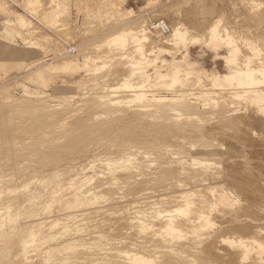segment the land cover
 <instances>
[{
	"label": "rangeland",
	"instance_id": "374dc122",
	"mask_svg": "<svg viewBox=\"0 0 264 264\" xmlns=\"http://www.w3.org/2000/svg\"><path fill=\"white\" fill-rule=\"evenodd\" d=\"M161 20L171 27L169 37L159 34ZM176 26L185 30L186 39L177 52L165 53L162 39H169ZM144 29L150 40L133 43L131 35H142ZM123 33L130 34L125 46L113 40ZM213 33L220 46L211 42ZM148 58L156 61L143 67L151 78L155 70L167 69L163 60L182 71L187 63L220 74L243 72L249 64L264 69V0H0V264H130L124 251H132L130 219L143 214L142 196L158 198L161 192L166 200L175 197L170 203L181 198L178 187L188 184L189 192L201 190L197 198L187 194L189 200L196 203L200 197L198 202L212 206L201 203L214 231L207 226L210 233L205 229L191 250L179 249L194 254L191 262L173 263L264 264V117L258 110L264 102L243 87L212 86L196 75L171 89L160 88L161 79L152 78L158 88L150 80L151 86L141 88L146 93L137 88V97L124 90L112 96V88L145 80L137 63ZM254 74L264 87V73ZM112 178L113 186L108 184ZM189 178L196 183L193 188ZM179 180L185 181L178 185ZM202 182L219 187L220 194L226 190V199L215 195L217 189L203 194L208 186ZM96 183L102 186L99 199L94 196L100 202L94 198V203L90 190ZM88 188L91 201L84 197ZM80 190L86 193L78 197ZM213 194L221 199L211 204ZM157 198L156 208L169 204ZM180 236V242L189 237L186 232ZM254 236L257 244L245 253L242 243ZM256 245L263 248L260 258ZM113 250L122 258L117 253L118 259L111 258ZM164 259L172 263L161 255Z\"/></svg>",
	"mask_w": 264,
	"mask_h": 264
},
{
	"label": "bare ground",
	"instance_id": "6f19581e",
	"mask_svg": "<svg viewBox=\"0 0 264 264\" xmlns=\"http://www.w3.org/2000/svg\"><path fill=\"white\" fill-rule=\"evenodd\" d=\"M159 28H161V26H163V27H168V28H170L171 29V27L169 26V24L168 23H166L165 21H163V20H161L160 22H159ZM216 26V25H215ZM155 27V26H154ZM147 28V27H146ZM153 28V27H152ZM173 28V27H172ZM181 28V27H180ZM179 28V26H178V28H177V26H176V28H175V30H174V34L169 38V39H162L163 41H162V43H161V40H160V43L163 45V46H165L164 47V51H165V53H172L173 54V52H177V49H178V47L180 46V43L183 41V40H185L186 39V37H185V33H184V31L185 30H183V29H180ZM129 30V29H128ZM154 31V30H153ZM152 31V32H153ZM157 31V30H156ZM172 31V30H171ZM171 31H170V34H171ZM141 32H145L144 34H142V35H140L139 33L137 34V33H134V34H132L131 35V39H132V42L133 43H135V44H138V43H141L142 41H145V40H148L149 38H150V35H151V33H149V32H146L145 31V29L144 30H142ZM212 33V32H211ZM218 33V32H217ZM157 34V33H156ZM159 34L160 35H162V36H170V35H165L164 33H163V31H159ZM119 35V34H118ZM225 36V35H224ZM223 36V37H224ZM228 36V35H227ZM231 36V35H230ZM147 37V38H146ZM152 37V36H151ZM159 37V36H158ZM212 38H211V42L212 43H214V45H216V46H220V39L218 38V36L216 35V33H213L212 34V36H211ZM223 37H222V39H223ZM129 38V40H130V34H127V33H123V34H120L119 36H117L116 38H114L113 40H114V42H116V44H120V45H122V46H125L126 45V42H127V39ZM153 38V37H152ZM227 39V38H226ZM150 40V39H149ZM155 40V39H154ZM152 41H153V39H152ZM209 41V40H208ZM225 41V40H224ZM227 41V40H226ZM150 42V41H149ZM207 42V41H206ZM228 42V41H227ZM232 42V41H231ZM129 43V42H128ZM224 43H226V42H224ZM234 43V42H233ZM161 45V46H162ZM235 45V44H234ZM240 45V44H239ZM175 47L176 49H173V47ZM231 46V45H230ZM151 47V46H150ZM236 47V46H235ZM246 47V46H245ZM161 48V47H160ZM228 49V48H227ZM150 50H152V49H150ZM73 51V50H72ZM235 51V50H234ZM237 53V52H236ZM235 53V54H236ZM147 54V53H146ZM234 54V53H233ZM232 54V55H233ZM151 56V55H150ZM238 56V55H237ZM240 56V55H239ZM248 56V55H247ZM241 57V56H240ZM182 58V57H181ZM230 58V57H229ZM232 59V58H231ZM248 60V59H247ZM251 60V59H250ZM181 61V60H180ZM245 61V60H244ZM262 61V60H261ZM69 62V61H68ZM231 62H232V60H231ZM230 62V63H231ZM235 62V61H234ZM234 62H232L233 64H234ZM237 62V61H236ZM246 62V61H245ZM251 62H253L252 60H251ZM67 63V62H66ZM155 63H156V61L155 60H153V59H145V61L144 60H141V61H139L138 63H137V66L140 68L139 70H140V73L142 74V75H146L145 77V80L143 79V78H141L140 79V82L138 83V84H134V82H129V83H124L121 87H120V89H115V88H112L111 89V92H110V94L113 96H115V95H117V94H119V92L118 91H122V90H124V91H131V92H133V94H132V96L133 97H137L138 95H137V91H138V89L137 88H139L143 93L145 92V90H142L141 88L144 86L143 84H145L146 85V83L149 85V83L150 82H154L155 83V81L156 80H153L152 78H154V77H152L151 78V75H153V73L151 74V75H149L148 73H146L147 71H143V67H149V66H155ZM162 63H163V67H165V68H167V69H165V71H159V70H155L154 72L156 73V75H154V76H156V78L158 79V80H160L161 79V81H157V82H161L162 84H161V86H160V84H159V86H160V88L162 87V88H164L165 86L167 87V86H170L169 87V89H171V87H174L175 88V86L178 84V83H185V81L187 80V77L189 78L191 75H196V77L198 76L199 78H204V79H206V81H208V82H210V84H212V86H216V87H223L224 88V86H225V88L224 89H226V85H231V86H235V87H237L238 86V88L239 87H243V89H242V91L243 90H246L248 93H250V94H252V93H255L258 97V99H260V100H262L263 102H264V87H262L261 85H260V83H259V81H258V79H257V77L255 76V72H263L264 73V69H261L262 68V66H261V64H260V66H261V68H258L257 69V71H256V69L255 68H251V67H249L248 68V66L250 65H245L246 66V68L245 67H243V69L245 68V71H243V72H241V71H237V70H233V71H231L230 73H228V74H220L219 72H212V73H209V72H205V71H201V70H198V69H196V63H187L186 65H187V67H188V70H186V71H182V70H180L179 68H180V66L179 65H176L175 66V68H169L168 66H169V64H168V62H166L165 60H163L162 61ZM174 63V62H173ZM256 63V62H255ZM237 64V63H236ZM246 64V63H245ZM257 64L259 65V62H257ZM230 65V64H229ZM239 65H241V64H238V66ZM263 65H264V63H263ZM242 66V65H241ZM235 68H236V66H234ZM255 67V66H254ZM257 67V66H256ZM239 68H241V67H239ZM248 68V69H247ZM144 69H146V68H144ZM156 69V68H155ZM187 69V68H186ZM239 70V69H238ZM241 70V69H240ZM137 72H138V70H137ZM145 73V74H144ZM136 74V73H135ZM258 75V74H257ZM260 76V75H259ZM262 76H264V75H262ZM183 77V78H182ZM184 77H186V78H184ZM156 78H154V79H156ZM165 78H170L171 80H170V83L168 82V80H165V81H167L168 83H165V82H162V80L163 79H165ZM192 78H193V76H192ZM192 78H190V79H192ZM260 78V77H259ZM195 78H193V80H194ZM197 79V78H196ZM142 80V81H141ZM150 80H152V81H150ZM192 80V81H193ZM198 80V79H197ZM200 81H201V79H199ZM199 80H198V82H199ZM188 81V80H187ZM186 81V82H187ZM190 81V80H189ZM152 82V83H153ZM233 82V83H232ZM235 82H236V84H238L239 82H241V83H239V85H236L235 84ZM261 82V81H260ZM151 83V84H152ZM200 83V82H199ZM204 83V82H203ZM232 83V84H231ZM151 84L149 85V86H151ZM156 84V83H155ZM154 84V85H155ZM169 84V85H168ZM195 84V83H194ZM235 84V85H234ZM137 85H138V87H137ZM156 85H157V87H156ZM155 85V87L156 88H158V83ZM165 85V86H164ZM202 85V84H201ZM204 85V84H203ZM206 85V84H205ZM241 85V86H240ZM179 86V85H178ZM198 86V85H197ZM146 87H148V86H146ZM145 86H144V89L146 88ZM155 87H153V85H152V88H155ZM199 87V86H198ZM197 87V88H198ZM206 88H207V86H205ZM159 88V89H160ZM178 88V87H177ZM197 88H196V90H197ZM201 88H204L203 86L201 87ZM227 88H231V89H233L234 91L236 90V89H234V88H232V87H228L227 86ZM237 88V89H238ZM245 88V89H244ZM193 89V88H192ZM209 89V88H208ZM223 89V90H224ZM149 90V89H148ZM153 90V89H152ZM161 90V89H160ZM164 89H162V91H163ZM166 90V89H165ZM164 90V91H165ZM168 90V89H167ZM194 90V89H193ZM215 90V89H214ZM219 90V89H218ZM217 90V91H218ZM228 91H229V89H227ZM227 90H225V91H227ZM233 90H232V92H233ZM149 91H151V90H149ZM157 91V90H156ZM155 91V92H156ZM173 91V90H172ZM178 91V90H177ZM186 91V90H185ZM203 91V90H202ZM210 91H212V90H210ZM231 91V90H230ZM239 91V90H238ZM153 92V91H152ZM154 92V93H155ZM160 92V91H159ZM171 92V91H170ZM183 91L181 90V92H179L180 94L179 95H181V93H182ZM190 92H191V90H190ZM198 92V91H197ZM146 93V92H145ZM165 93V92H164ZM169 93V92H168ZM198 93H200V92H198ZM203 93V92H202ZM235 93V92H234ZM239 93H241L240 91H239ZM244 93V92H243ZM176 94V93H175ZM185 94H186V92H185ZM188 94V93H187ZM216 94V93H215ZM223 94V93H222ZM247 94V93H246ZM255 94H253L254 96H255ZM154 95V94H153ZM156 95V94H155ZM155 95H154V97H155ZM204 95H206V94H204ZM219 95V94H218ZM239 95V94H238ZM242 95V94H241ZM240 95V96H241ZM245 93L243 94V98L244 97H248V95H245ZM148 96V95H147ZM194 96V95H193ZM220 96V95H219ZM221 96H223V95H221ZM236 96H237V94H236ZM249 96H251V95H249ZM153 97V96H152ZM189 97H191L190 95H189ZM202 97V96H201ZM233 97H234V95H233ZM256 97V96H255ZM200 98V97H199ZM155 99V98H154ZM184 99H185V97H184ZM183 99V100H184ZM196 99H197V97H196ZM212 99V98H211ZM251 99V98H250ZM152 100V99H151ZM158 100L159 99H157L156 101L158 102ZM161 100V99H160ZM159 100V101H160ZM162 100H164V99H162ZM161 100V101H162ZM167 99H165L164 101H166ZM170 100V99H169ZM180 100H182V99H180ZM179 99H177V100H174V101H180ZM186 100H187V98H186ZM185 100V101H186ZM202 100V99H201ZM210 100V99H209ZM224 100H226V99H224ZM260 100H258V101H260ZM160 101V102H161ZM213 101V100H212ZM220 101H222V100H220ZM239 101V100H238ZM252 101V100H251ZM166 102H168V100L166 101ZM170 102V101H169ZM173 102V101H172ZM181 102V101H180ZM184 102V101H183ZM161 103H164L163 101L161 102ZM165 105V104H164ZM170 105V104H169ZM168 105V106H169ZM197 105V104H196ZM210 105H211V103H210ZM218 104H216V106H217ZM213 106V105H212ZM215 106V107H216ZM172 107V106H171ZM206 107V106H205ZM214 107V106H213ZM212 107V108H213ZM168 108H170V107H168ZM211 108V107H210ZM249 108V107H248ZM166 109V108H165ZM214 109H216V108H214ZM220 109V108H219ZM222 109V108H221ZM168 110V109H167ZM208 110V109H207ZM217 110V109H216ZM255 110H257V109H255ZM259 112L261 113V114H263V117H264V107H259ZM179 112V111H178ZM206 112V111H205ZM217 112V111H216ZM221 112V111H220ZM182 113V112H181ZM180 113V114H181ZM198 113V112H197ZM206 113H208V111L206 112ZM222 114V113H221ZM187 115V114H186ZM197 115V114H196ZM185 116V115H184ZM200 116V115H199ZM198 116V117H199ZM190 117V116H189ZM195 117H197V116H195ZM184 118V117H183ZM259 118H261V116L259 117ZM185 119V118H184ZM200 119V118H199ZM198 119V120H199ZM263 119V118H262ZM181 120V119H180ZM167 146H169V145H167ZM137 148V147H136ZM139 148V147H138ZM163 148V147H162ZM171 148V147H170ZM139 149H141L142 151H146V150H143L142 148H139ZM140 150V152L139 153H141L142 151ZM159 150V149H158ZM167 150H169L170 151V149H168L167 148ZM194 150V149H193ZM211 151V150H210ZM149 152H150V150H149ZM200 152V151H199ZM205 152H207V151H205ZM212 152H213V150H212ZM143 153H145V152H143ZM209 153V152H208ZM146 154V153H145ZM150 154V153H149ZM195 154V153H194ZM193 154V155H194ZM146 155H148V154H146ZM199 155V154H198ZM197 155V156H198ZM205 155V154H204ZM207 155V154H206ZM207 156H209V155H207ZM93 157V156H92ZM91 157V158H92ZM99 157V156H98ZM105 157V156H104ZM150 157V156H149ZM195 157H196V155H195ZM194 157V158H195ZM216 157V156H215ZM101 158V157H100ZM191 158H192V156H191ZM198 158V157H197ZM196 158V159H197ZM102 160V159H101ZM108 160V159H107ZM147 160H149V158L147 159ZM180 160H182V159H180ZM198 160V159H197ZM201 160V159H200ZM109 161V160H108ZM149 162H150V160H149ZM192 162H198V161H195V159L194 160H192ZM107 164L109 163V162H106ZM152 165L154 164L153 163V161L152 162H150ZM185 163H186V161H185ZM202 163V162H201ZM208 164H210L209 162H207ZM110 164V163H109ZM184 164V163H183ZM212 164V163H211ZM210 164V165H211ZM180 165V164H179ZM193 165V164H192ZM203 165H205V164H203ZM209 165V166H210ZM208 166V165H207ZM88 167H89V165H88ZM109 167V166H108ZM135 167H136V165H135ZM138 168H139V166H137ZM136 167V168H137ZM205 168H206V166H204ZM210 168V167H209ZM84 171V170H83ZM181 171H182V168H181ZM212 171V170H211ZM181 173V172H180ZM183 173V172H182ZM198 173V172H197ZM197 173H194V174H196L195 175V177L197 176L198 177V174ZM206 173V172H205ZM208 173H210L209 171H208ZM149 174H151V173H149ZM148 174V175H149ZM154 174V173H153ZM164 174V173H163ZM166 174V173H165ZM207 174V173H206ZM148 175H147V177H148ZM152 175V174H151ZM151 175H150V177H151ZM154 175H156V174H154ZM158 175V174H157ZM159 175L161 176V174L159 173ZM157 176V179H158V177L160 178V176ZM201 174H199V176H200ZM205 175V174H204ZM208 175V174H207ZM101 176V178H103V175H100ZM106 175H104V177H105ZM109 176V175H108ZM133 176V175H132ZM153 176V175H152ZM163 176V175H162ZM166 176V175H165ZM182 176V175H181ZM202 176V175H201ZM200 176V177H201ZM107 177V176H106ZM180 177V176H179ZM178 177V178H179ZM193 177V176H192ZM194 177V178H195ZM204 177H206V176H204ZM203 177V178H204ZM209 177H210V175L208 176V177H206L208 180H209ZM109 178H110V176H109ZM153 178V177H152ZM190 178H191V176H190ZM189 178V182H190V179ZM202 177H201V180L203 179ZM97 179H98V177H97ZM105 179H107V178H105ZM105 179H104V182H105ZM113 179V181H114V178H112ZM154 179H156V176L154 177ZM196 179V178H195ZM195 179H193L192 178V180L194 181ZM197 179H199L200 180V178H197ZM196 179V180H197ZM210 181H212V177H210ZM216 179V178H215ZM195 180V181H196ZM199 180H197V183L199 184H197L198 186H200L201 184H200V182H198ZM200 180V181H201ZM205 179H203V181H204ZM96 181V180H95ZM101 181V180H100ZM110 181V180H109ZM116 181V180H115ZM115 181L114 182H112V180H111V183L110 182H108L107 180H106V182H108V184H111L112 186L114 185L113 183H115ZM180 182H178L177 184L178 185H181V182H183V181H185V180H179ZM89 182H90V180L88 181V184H89ZM94 182V181H93ZM104 182H102L101 184L103 185V183ZM105 182V183H106ZM206 182V181H205ZM205 182H202V183H205ZM91 183V182H90ZM104 183V184H105ZM176 183V182H175ZM186 183V182H185ZM192 183H195V182H190V184H192ZM208 183V185L210 184L209 182H207ZM207 183H205L204 185H207ZM213 183H214V180H213ZM108 184H106L107 186H110V185H108ZM157 184V183H156ZM159 184V183H158ZM182 184H184V183H182ZM215 184V183H214ZM85 185H87V184H85ZM90 185V184H89ZM89 185H87V186H89ZM93 185H95V184H93ZM101 185V186H102ZM116 185V184H115ZM119 185V184H118ZM176 185V184H175ZM177 185V186H178ZM207 185V186H208ZM220 185V184H219ZM87 186L85 187V188H87ZM101 186H98L97 187V183H96V185L95 186H93L92 187V189H94L95 188V190L97 191V189L99 190V187H101ZM105 185H103V187H104ZM187 186H189V184L187 185ZM186 185H181V186H179L178 187V189L180 190L179 191V193L181 192V198H177L179 195L177 194V196H176V198H177V200H175V201H173V202H168V200L169 199H174L175 197L174 196H170V198L168 199V200H166L165 198H163L164 197V194H161V192H160V195L161 196H159L158 198H157V195H155V197L158 199V201H159V199L162 197V195H163V197L161 198V199H165L166 201H164V202H168L169 204H167L166 203V206H164V204H163V206H162V204H160V206H162L161 207V209H157L158 207H160L159 205L157 206V208H156V204H158V202L157 201H155L154 199H156V198H154V197H152V196H150V195H143L142 196V198L140 199L139 198V196H140V192H136V193H139V194H136V195H139L137 198H136V200L139 198L140 200H142L143 202V205H142V203L140 202V204L139 205H142L143 207H145V209L143 210L144 212H142L141 210V212L143 213V214H136V215H140V217L138 216V218H133V219H130L131 220V230L132 231H134V233L135 234H133L134 235V239H133V242H131V241H129L130 242V244H131V247L128 245V247H130L129 248V250H132V251H130V252H126L125 253V251H124V254H125V259L130 263V264H152V263H156V264H165V262H168V261H165V259L164 260H161V255H163V257L165 256L166 257V259L168 260V258L170 259L169 261H172V263H173V261L174 260H176V259H182V261H187V262H191V260H190V258L192 259L193 258V256H194V254H192V253H190L191 254V256L189 255V254H187L186 252H183V250H187V249H189V250H191L192 248V245L193 244H197V243H199L200 241H199V237L200 236H205V234L206 233H204V231H205V229L207 228V226H208V222H210L209 221V216H208V214L206 213V209H208V208H206L205 206H206V204L207 205H209L208 203H206L208 200H205V203L206 204H203L202 202L203 201H197V200H201V199H194L193 201L194 202H196V203H193L191 200H189L188 199V197L190 196V197H192L191 196V194L193 193V194H195V197L194 198H197L198 197V195L196 196V194H197V191L198 190H200V189H198L196 192H189V188L187 187ZM191 186V185H190ZM189 186V187H190ZM194 186H196V183L193 185L192 184V188L194 187ZM207 186H205V188H207ZM83 187V186H82ZM89 187H91V186H89ZM111 187V186H110ZM201 187V186H200ZM210 187V188H209ZM213 187H215V185L213 186ZM105 189H106V186L104 187ZM104 188L102 189V191L104 190ZM107 188H109V187H107ZM196 188H198V187H196ZM196 188H195V190H196ZM202 190L204 191V187L202 186ZM211 190V192L209 191V192H207L209 189ZM208 188L207 189H205V191L206 192H204L203 193V191L201 192V194L203 193V194H205V193H210V195H211V193H213V191L215 190V189H217V188H211V185L210 186H208ZM222 188V187H221ZM81 189V188H80ZM91 189V188H90ZM161 189V188H160ZM214 189V190H213ZM220 188L218 187V189L216 190V191H219V193H214L215 195H223V196H221V197H224L225 195H224V193L226 192V190L222 193V194H220V191L221 190H219ZM79 190V189H78ZM84 190V189H83ZM83 190H80V193H77L78 194V197H79V195L81 194V193H83V192H85L86 193V191H83ZM89 190V188L87 189V193H88V195H85L84 193V197L86 198V197H88V199H90L89 197H91L92 198V196H93V201H94V203H95V201L97 200L95 197L96 196H98V199H99V193H101L100 191H101V188H100V190L99 191H97L98 193V195H93L94 194V192L96 193V191L95 190H90V191H93V193H91L90 191H88ZM147 190H151V189H147ZM147 190H145L146 192H147ZM154 190V189H153ZM156 190V189H155ZM165 190V189H164ZM192 190V189H191ZM194 190V189H193ZM213 190V191H212ZM142 191V190H141ZM144 191V192H145ZM161 191V190H160ZM166 191V190H165ZM164 191V192H165ZM170 191V190H169ZM172 191V190H171ZM201 191V190H200ZM153 192H156V191H152V193ZM157 192H159V190L157 191ZM163 192V191H162ZM199 192V191H198ZM215 192V191H214ZM222 192V191H221ZM92 194V196L91 195H89V194ZM135 193V192H134ZM133 193V194H134ZM149 193H151V192H149ZM170 193V192H169ZM174 193H176V192H174ZM74 194H75V192H74ZM83 194H82V196H83ZM115 194H116V192H115ZM119 195H120V193H118ZM131 195H132V193H130ZM143 194V193H142ZM141 194V195H142ZM145 194V193H144ZM148 194V193H147ZM154 194V193H153ZM156 194H158V193H156ZM189 196H188V195ZM198 194H200V193H198ZM200 194V195H201ZM206 194V195H207ZM212 195L211 197H213V198H211V200L213 199V200H215V198L217 197V196H215V195ZM102 195V194H101ZM109 195H111V194H109ZM135 195V194H134ZM170 195H172V193L170 194ZM184 195V196H183ZM199 195V196H200ZM95 196V197H94ZM103 196V195H102ZM148 196H150V197H152V198H150V197H148ZM214 196H215V198H214ZM101 197V196H100ZM105 197V196H104ZM113 197V196H112ZM114 197H116V196H114ZM120 197V196H119ZM132 197V196H131ZM136 197V196H135ZM174 197V198H173ZM204 197H206V196H204ZM219 197V196H218ZM94 198L96 199V200H94ZM110 198V197H109ZM117 198V197H116ZM130 199V197H128L127 196V199ZM133 199H134V201H136L135 200V198L134 197H132ZM201 198H202V200H204V199H207V198H210L208 195H207V198H204L203 199V196H201ZM87 199V198H86ZM87 199V200H88ZM101 199V198H100ZM105 199V198H104ZM121 199H123V197H121ZM119 200L118 199V201H122V202H124L123 200ZM124 199H125V197H124ZM132 199V200H133ZM138 199V201H140ZM171 199V200H172ZM180 199V200H179ZM220 199L221 198H219V200H218V198L216 199L217 201H220ZM223 199V198H222ZM225 199H226V196H225ZM106 200V199H105ZM110 200H114L115 202H116V199L114 198V199H110ZM126 200V199H125ZM131 200V199H130ZM131 200V201H132ZM210 200V199H209ZM213 200L212 201H208V202H211V204L213 203ZM216 200L214 201V203L216 202ZM90 201H91V199H90ZM89 201V202H90ZM97 201H99V200H97ZM113 201V202H114ZM170 201V200H169ZM222 201V200H221ZM88 202V201H87ZM86 201H85V203H87ZM88 202V203H89ZM100 202V201H99ZM104 202V201H103ZM102 202V203H103ZM119 202V203H120ZM157 202V203H156ZM160 203H161V201H159ZM163 202V201H162ZM82 203H84V201L82 202ZM84 203V204H85ZM91 203V202H90ZM89 203V204H90ZM118 203V204H119ZM125 203V202H124ZM128 203H130L129 201H128ZM139 203V202H138ZM198 203V204H197ZM203 205H205V206H202V204ZM220 203H222V202H220ZM219 203V204H220ZM92 204V203H91ZM105 204V203H104ZM114 204V203H113ZM117 204V203H116ZM135 204H136V202L134 203V205L133 206H130L131 205V203H130V205H129V208H127V207H125V208H127V209H129L130 210V207H132V209H133V207L135 206ZM138 205V204H137ZM215 205V204H214ZM108 207L107 205H104V206H102V207ZM120 206V205H119ZM127 206V205H126ZM84 207V206H83ZM106 207L104 208L105 210H106ZM112 207V206H111ZM114 207H115V205H114ZM137 207V206H136ZM135 207V208H136ZM138 207H140V206H138ZM143 207H141V208H143ZM204 207L206 208L205 210L206 211H204ZM207 207H212L211 205H209V206H207ZM215 207V206H214ZM119 208V207H118ZM122 208V207H121ZM135 208H134V210H135ZM138 209V208H137ZM215 208H212L211 210H212V212H213V210H214ZM103 210V209H102ZM146 210V211H145ZM135 211H137V210H135ZM135 211H128V212H135ZM139 210H138V212H140ZM127 212V213H128ZM138 212H135V213H138ZM210 211H208V213H209ZM134 214V213H133ZM132 213L129 215L130 217H131V215H133ZM214 214V213H213ZM211 212H210V215H213ZM129 217V218H130ZM133 217V216H132ZM131 217V218H132ZM134 217H136V216H134ZM212 217V216H211ZM210 217V218H211ZM128 218H126V221L128 222L129 221V219L127 220ZM212 220V219H211ZM213 220H214V218H213ZM211 222H213V221H211ZM210 222V223H211ZM216 222V221H215ZM209 223V224H210ZM214 223V222H213ZM56 224V223H55ZM126 225H128V224H126ZM215 225V224H214ZM216 226V225H215ZM128 227H130V226H128ZM209 227V226H208ZM211 227V226H210ZM208 228V229H210L209 231H214V230H211L212 229V227L211 228ZM214 227V226H213ZM123 229V232H124V228H122ZM128 228L126 229V233H127V235L129 234L128 232L130 231V230H128ZM207 230V229H206ZM80 231V230H79ZM208 230L207 231H205V232H208V234L210 233ZM183 232H186L187 233V235H189V237H188V239H186V241H183V242H180V240H182V238L183 237H181L180 236V233H183ZM122 233V232H121ZM125 233V234H126ZM204 233V234H203ZM131 234V235H132ZM261 234V233H260ZM260 234H258L259 236H260ZM262 235V234H261ZM129 237H130V235H129ZM128 236L126 237V238H129ZM261 237V236H260ZM123 238H124V236H123ZM186 238H187V236H186ZM264 238V237H263ZM130 239V238H129ZM129 239H125L126 241L127 240H129ZM131 239V240H132ZM184 239V238H183ZM253 240H251V241H247V242H243L242 243V245L244 246V249H245V253H247L248 251H250L249 249H250V245H252V243L253 244H257V237L256 236H254L253 238H252ZM80 240V239H79ZM83 240V239H82ZM97 240V239H96ZM104 240V239H103ZM121 240H122V238H121ZM120 240V241H121ZM124 240V241H125ZM109 241V240H108ZM107 241V242H108ZM112 241H114V239L112 240ZM123 241V240H122ZM199 241V242H198ZM204 241V240H203ZM85 242H86V240H85ZM99 242H101V241H99ZM106 242V243H107ZM119 242V241H118ZM117 242V243H118ZM112 243V242H111ZM124 244H126L125 242H123ZM127 243H128V241H127ZM109 244V243H108ZM124 244H121V245H124ZM77 245V244H76ZM97 245V244H96ZM114 245V244H113ZM258 245H260V244H258ZM91 247V246H90ZM104 247H106V246H104ZM110 248H111V246H109ZM116 247V246H115ZM125 247V246H124ZM241 247V246H240ZM256 247H257V252H256V254L258 255V254H262V250H263V248L261 249V250H259L260 249V247H258L257 245H256ZM255 247V248H256ZM263 247V246H262ZM109 248V249H110ZM112 248H114L113 246H112ZM92 249V248H91ZM104 249H106V248H104ZM123 249V248H122ZM127 249V248H126ZM179 249H183V250H180L179 251ZM197 249V248H196ZM93 250H95V248L93 249ZM97 250V249H96ZM100 250H102V249H100ZM115 250H117L116 248H115ZM129 250H127V251H129ZM254 250V249H253ZM97 251H99V250H97ZM120 251V250H119ZM195 251V250H194ZM93 252V251H92ZM95 252V251H94ZM121 252V251H120ZM113 253H114V250H113ZM117 251H115V253L113 254V257H111V258H114L117 254ZM181 253V254H180ZM194 253V252H193ZM201 253V252H200ZM239 253V252H238ZM93 254V253H92ZM96 254H98L97 252H96ZM103 254H106L105 252L103 253ZM116 254V255H115ZM123 254V253H122ZM94 255V254H93ZM100 255V254H99ZM118 255H120V256H118ZM117 256L120 258L122 255H121V253H119ZM199 255H201V254H199ZM208 255V254H207ZM244 255V254H243ZM107 256V255H106ZM110 255H108L107 256V258L109 257ZM112 256V255H111ZM116 256V258L118 259V257ZM256 256V255H255ZM259 256V255H258ZM103 257H105V255L103 256ZM201 257V256H200ZM92 258H94V257H92ZM111 258H108V259H111ZM116 258L114 259V260H116ZM122 258V257H121ZM257 258H260V256L259 257H257ZM96 259V258H95ZM163 259V258H162ZM255 259V258H254ZM102 260H104L105 261V258L104 259H102ZM102 260H101V262H102ZM107 260V259H106ZM113 260V261H114ZM122 260V259H121ZM125 260V261H126ZM188 260H190V261H188ZM262 260V259H261ZM100 261V260H99ZM119 261V260H118ZM117 261V262H118ZM124 261V262H125ZM127 261H126V263H127ZM162 261H165V262H162ZM89 262H93L92 260L91 261H89ZM110 262V261H109ZM112 262V261H111ZM115 262V261H114ZM98 263V262H97ZM103 263V262H102ZM113 263V262H112ZM172 263H170V264H172ZM177 263V262H176ZM186 263V262H185ZM93 264V263H92ZM110 264V263H109ZM117 264V263H116ZM119 264V263H118ZM128 264V263H127ZM174 264V263H173ZM178 264H180V261H179V263Z\"/></svg>",
	"mask_w": 264,
	"mask_h": 264
},
{
	"label": "built area",
	"instance_id": "2783aa9c",
	"mask_svg": "<svg viewBox=\"0 0 264 264\" xmlns=\"http://www.w3.org/2000/svg\"><path fill=\"white\" fill-rule=\"evenodd\" d=\"M160 31H163V33H164L165 35H169L171 29L168 28V27L166 28V27L161 26Z\"/></svg>",
	"mask_w": 264,
	"mask_h": 264
}]
</instances>
